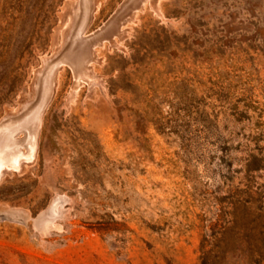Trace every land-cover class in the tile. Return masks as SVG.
<instances>
[{
    "label": "rangeland",
    "instance_id": "rangeland-1",
    "mask_svg": "<svg viewBox=\"0 0 264 264\" xmlns=\"http://www.w3.org/2000/svg\"><path fill=\"white\" fill-rule=\"evenodd\" d=\"M125 1H87L81 36ZM80 3L0 0V122L57 67L1 169L0 264H264V0H141L76 80Z\"/></svg>",
    "mask_w": 264,
    "mask_h": 264
},
{
    "label": "bare ground",
    "instance_id": "bare-ground-1",
    "mask_svg": "<svg viewBox=\"0 0 264 264\" xmlns=\"http://www.w3.org/2000/svg\"><path fill=\"white\" fill-rule=\"evenodd\" d=\"M87 1L89 0H81L78 10L75 9L76 18L72 29L69 52L64 54L62 58L64 62L67 61L71 64L75 71L76 80H79V78L88 79L90 76L87 64L92 58L91 47L99 38L114 35L122 18L141 2V0H126L97 35L84 38L81 34L88 19V12L92 7ZM56 71L57 67L55 63H52L43 72L37 104L28 108L19 117L7 120L0 125V173L3 167L17 168L21 160L33 155L36 147L41 108L47 102L48 93L52 92ZM79 83L76 81V84ZM19 132H21L20 135L15 137Z\"/></svg>",
    "mask_w": 264,
    "mask_h": 264
},
{
    "label": "water",
    "instance_id": "water-1",
    "mask_svg": "<svg viewBox=\"0 0 264 264\" xmlns=\"http://www.w3.org/2000/svg\"><path fill=\"white\" fill-rule=\"evenodd\" d=\"M2 123H4V122H0V125H2Z\"/></svg>",
    "mask_w": 264,
    "mask_h": 264
}]
</instances>
